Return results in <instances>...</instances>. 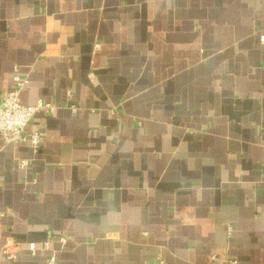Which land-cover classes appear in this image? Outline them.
<instances>
[{"label": "crops", "instance_id": "crops-1", "mask_svg": "<svg viewBox=\"0 0 264 264\" xmlns=\"http://www.w3.org/2000/svg\"><path fill=\"white\" fill-rule=\"evenodd\" d=\"M263 33L264 0H0V95L58 106L37 153L0 134V264H264Z\"/></svg>", "mask_w": 264, "mask_h": 264}, {"label": "built area", "instance_id": "built-area-1", "mask_svg": "<svg viewBox=\"0 0 264 264\" xmlns=\"http://www.w3.org/2000/svg\"><path fill=\"white\" fill-rule=\"evenodd\" d=\"M261 40L264 41V33L261 35ZM96 49L100 48V44L95 45ZM90 77L93 82L97 81L96 74L91 71ZM29 80L26 77L16 74L14 76V86L11 90L0 95V134L3 135L6 143L11 142H30L34 151L37 153L41 148L42 135L40 132L35 131L27 133L28 125L33 121L35 115L40 111L54 114L58 108L57 105L38 100L37 103L26 105L21 102L20 93L28 85ZM73 112L77 111V106H71ZM28 159H22L19 162L21 168H26L29 165ZM2 179V177L0 178ZM60 241L65 244L66 238L60 237ZM45 247L50 246V240L44 242ZM15 248L17 246L12 242H7L0 247L2 254L7 259H12L15 255ZM30 250L35 253L37 251V243L35 241L29 244ZM216 259V256H213ZM56 263V254L53 251L49 257V264ZM147 264H164L161 257L157 260L148 262ZM233 264H236L233 261Z\"/></svg>", "mask_w": 264, "mask_h": 264}]
</instances>
